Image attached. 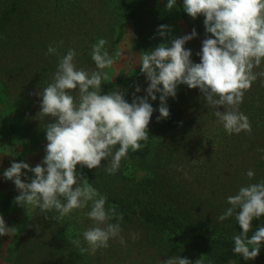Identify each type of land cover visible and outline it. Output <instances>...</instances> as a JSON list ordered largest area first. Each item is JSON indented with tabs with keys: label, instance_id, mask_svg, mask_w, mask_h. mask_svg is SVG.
I'll use <instances>...</instances> for the list:
<instances>
[{
	"label": "trees",
	"instance_id": "trees-1",
	"mask_svg": "<svg viewBox=\"0 0 264 264\" xmlns=\"http://www.w3.org/2000/svg\"><path fill=\"white\" fill-rule=\"evenodd\" d=\"M157 3L158 0H0V138L6 136L10 144L18 132L35 142L46 136V124L54 121L38 117L42 103L38 93L52 82L60 58L69 49L76 52V68L91 73L100 71L91 58L93 45L99 39L106 40L104 50L114 59L120 29L126 22L133 25L138 50L145 53L162 44L164 38L159 36L158 28L167 24L169 12L159 10ZM176 5L189 27V35L193 30L197 33L186 44H198L206 34L205 17H190L183 10V0H177ZM49 46L56 49L54 54L48 53ZM192 58L197 64L201 62L198 54ZM262 70L264 61L254 72ZM121 76L113 84L102 80L101 94L119 90L130 104L134 97L147 96L149 82L141 70L124 79ZM258 78L239 105L251 132L229 134L223 127L221 133L233 143L257 145L258 156L251 169L254 176L249 179L247 173H238L225 178L221 203L192 193L173 177L174 154L186 155L189 145L185 138L176 149L166 142L189 134L191 104L195 100L193 89L179 85L176 96L167 99L170 115L166 119L158 120L160 93H156L155 101L149 97L154 111L148 139L140 142L138 151L129 150L114 174L104 171L107 160L101 162L100 168L78 172L101 196L107 197L106 210L115 207L117 213L123 214V220L107 221L119 223L120 236L110 239L108 247L97 249L95 254L82 255L80 248L87 247L83 232L95 226L86 215L92 202L62 219L51 218L59 215L55 210L45 214L39 209L17 237L9 264H162L176 255L192 264L199 259L200 264H264V244L252 261L234 254L233 236L243 231L235 214L224 221L218 219L231 207L227 203L229 196L236 195L243 186L264 181V151H260L264 150V77ZM71 94L78 99V90ZM139 172H143L141 177ZM17 196L18 191L10 189L5 203L9 205ZM45 215L49 218L45 219ZM262 226L264 217L254 220L249 238ZM77 239L80 246L72 243Z\"/></svg>",
	"mask_w": 264,
	"mask_h": 264
},
{
	"label": "clouds",
	"instance_id": "clouds-1",
	"mask_svg": "<svg viewBox=\"0 0 264 264\" xmlns=\"http://www.w3.org/2000/svg\"><path fill=\"white\" fill-rule=\"evenodd\" d=\"M176 4L177 0H167L166 9L171 11ZM183 10L193 19L205 17V30L210 35L198 53L200 63L194 64L191 50L185 48V44L196 37L195 30L190 35L172 38L171 46L162 43L140 54L138 63L149 86L147 96L134 97L130 104L119 90L101 94L102 80L107 79L103 70L114 64V59L104 50L106 40L99 39L91 53L100 71L89 73L77 69L76 52L69 49L60 58L52 82L38 93L42 98L38 117H51L54 121L45 126L48 141L45 157L35 167L26 162H13L3 173L19 192L14 201L17 205L36 207L45 214L55 210L59 215L52 219H62L92 202L86 215L95 226L83 232L87 247L80 248L82 255L95 254L97 249L108 247L110 239L119 237V223L107 221L123 220V214L117 213L115 207L105 209L107 197L101 196L77 173V166L96 169L107 160L108 165L103 169L109 175L114 174L129 150L138 151L140 142L148 139L154 111L149 97L155 101L156 93H160L158 120L166 119L170 115L167 99L176 96L179 85L199 89L209 108L215 109L217 122L226 132H251L248 118L239 111V105L253 82L264 77V70L254 72L264 61V0H183ZM170 32L167 25L158 28L161 38L167 39ZM55 52L56 49L49 46L48 53ZM73 90H78V99L71 94ZM140 91L137 86L136 92ZM221 107L226 111H220ZM24 170L34 174L28 183L21 178ZM253 176L254 172L249 170L247 177ZM185 178H189L187 173ZM227 203L231 207L218 219L224 221L235 214L243 231L233 236V252L252 261L259 256L264 244V226L249 238L253 221L264 217V181L241 187L236 195L227 198ZM14 232L15 228H9L0 216V236H12ZM72 243L81 244L79 239ZM120 243H125L123 237ZM162 264H192V261L176 255ZM196 264H200V259Z\"/></svg>",
	"mask_w": 264,
	"mask_h": 264
},
{
	"label": "rangeland",
	"instance_id": "rangeland-1",
	"mask_svg": "<svg viewBox=\"0 0 264 264\" xmlns=\"http://www.w3.org/2000/svg\"><path fill=\"white\" fill-rule=\"evenodd\" d=\"M166 4L167 0H158L157 7L161 11H168ZM168 12L169 18L166 25L171 29V32L170 36L163 39L162 43L171 46L172 38L189 35V27L184 22L177 5ZM209 35L206 33L204 39L196 45L185 44V48L191 50L192 56L197 55L202 50L203 41ZM137 47L139 46L134 40L133 25L131 22H126L120 29L114 64L107 70L106 80L110 84H113L120 75L124 79L140 72L141 66L138 63V57L143 52ZM192 56V62L197 64ZM256 82L258 85L259 78ZM256 85L255 87H257ZM193 93L195 100L191 104L189 134L186 136L180 134L166 142L173 149H176L179 145L184 144L183 138H185V143L189 145L186 155L184 153L178 156L174 154L175 172L173 177L177 183L185 186L192 193L205 195V198L213 203H221L223 200L220 198L225 191L222 186L223 180L229 175L232 178L238 173L245 175L251 170L258 156L256 154L258 147L256 144L246 141L233 143L229 136L221 134L223 125L217 122L214 115L215 109L209 108L199 89H193ZM223 109L221 107L219 110L223 112ZM22 134V132H18L10 144L6 136L0 138V216L4 218L5 224L9 228H15L12 236H0V264L10 263L17 237L33 214L39 210V208L32 206L21 207L14 202L15 199L9 205L5 203L10 189L18 190L13 181L4 177V171L13 162H26L30 167H35L37 164H41L46 155L48 143L46 136L40 142H35L23 138ZM193 160L196 162L193 163ZM84 168L87 167L78 165L77 173ZM185 173L189 178H185ZM142 175L143 172H139L138 176L141 177ZM21 178L25 183H28L30 178H34V174L24 170ZM20 215L24 218H20Z\"/></svg>",
	"mask_w": 264,
	"mask_h": 264
}]
</instances>
